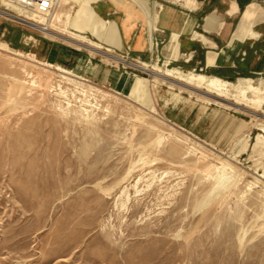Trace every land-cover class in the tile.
I'll return each instance as SVG.
<instances>
[{
  "label": "rangeland",
  "instance_id": "rangeland-1",
  "mask_svg": "<svg viewBox=\"0 0 264 264\" xmlns=\"http://www.w3.org/2000/svg\"><path fill=\"white\" fill-rule=\"evenodd\" d=\"M248 7L243 23L257 38L264 4ZM77 10L59 3L53 33L89 40L65 24ZM34 33L88 55V46ZM108 56L119 61L90 60L129 74L126 94L54 70L91 72L85 56L46 64L0 38V264H264V76L250 79L256 93L227 81L221 100L153 75L201 72L153 65L128 48ZM139 62L149 68L131 66ZM140 90L147 97L137 101Z\"/></svg>",
  "mask_w": 264,
  "mask_h": 264
},
{
  "label": "crops",
  "instance_id": "crops-1",
  "mask_svg": "<svg viewBox=\"0 0 264 264\" xmlns=\"http://www.w3.org/2000/svg\"><path fill=\"white\" fill-rule=\"evenodd\" d=\"M69 2L78 7L71 16L73 28L87 30L89 40L99 47L87 48L88 55L76 57L72 49L7 20H0V38L46 64L68 67L85 56V67L93 70L83 77L103 80L123 94L128 91L129 74L95 63L90 60L92 53L108 56L128 48L132 58L230 82L264 76V22L253 27L257 38L252 33V38L244 33L236 38L239 30L249 33L243 23L245 8L264 0H194L193 4L187 0L150 4L145 0H63V4ZM210 18L213 21L206 26Z\"/></svg>",
  "mask_w": 264,
  "mask_h": 264
},
{
  "label": "bare ground",
  "instance_id": "bare-ground-1",
  "mask_svg": "<svg viewBox=\"0 0 264 264\" xmlns=\"http://www.w3.org/2000/svg\"><path fill=\"white\" fill-rule=\"evenodd\" d=\"M59 3H63V0H59ZM1 5L5 8L6 11L8 12H14L12 8H17V9H20L22 10L21 12L25 15H21L19 13H16L20 16H23V17H26L32 21H35V22H43L42 19L36 17L33 13L31 12H28L26 10H24L23 8L21 7H18V6H15V5H11L9 3H7L5 0H1ZM256 8H258L259 6L256 5L255 6ZM260 8V7H259ZM247 10H250V8L248 7ZM0 15L2 16H5V13L3 11H0ZM58 16L59 14H56L55 16V19L56 21L58 20ZM33 17V19H32ZM212 18L208 19L206 21V26L210 25L211 22H212ZM73 22V21H72ZM65 24L67 26H69L70 28H73V24H71V21H70V18L67 17V20L65 22ZM53 26V25H52ZM66 29V28H65ZM74 29V28H73ZM54 30V28H53ZM70 30V29H69ZM61 35H58L56 33H53L52 32H49V35L53 36V37H56V38H59L65 42H69V43H73L75 45H79V46H82V47H89L90 50L92 48H96L97 45H95L93 42H91V40H88L86 37H84V35H77V34H73V33H70L69 31V35L66 36L64 34L65 31L61 30L60 31ZM72 32V31H71ZM85 32V31H84ZM243 33L249 37H253V35L251 33H248L246 31H243ZM65 35V36H63ZM86 36V35H85ZM85 44H88L85 46ZM87 49V48H86ZM93 50V49H92ZM97 50V49H95ZM94 50V51H95ZM93 52V51H92ZM105 54V53H104ZM18 55V54H17ZM21 56V55H20ZM105 57V56H104ZM106 57H109L110 59L112 60H118L117 58L115 57H111V56H106ZM115 61V62H116ZM119 61V60H118ZM124 62V61H123ZM46 65V64H45ZM46 66H49L51 67V65H46ZM129 66V64H128ZM132 67L134 68H137V69H145V68H149V65H146V64H143L142 66L143 67H137V66H133L131 65ZM82 67L81 66H78L77 70H80ZM166 68V67H165ZM54 70L56 72H59L60 74H63V75H66L68 77H71V78H76V79H80L82 80V77L83 75H81L80 73H78L79 75L75 74L74 72H71V71H68L67 69H62L58 66H56L54 68ZM153 71V69H152ZM153 75H157L158 77H162V78H166V79H169V78H173L175 79L176 81L178 82H183V83H186L187 85L189 84H196L198 87H200L202 90H204L205 93L207 94H212L214 97L218 98V99H221V100H226L227 99V92H228V87L230 86L231 83L221 79V78H218V77H214V76H208V75H205V74H188V75H184L180 72H174L173 70H169V69H166L164 71V75H158L155 71H153ZM172 81V80H171ZM177 82V83H178ZM251 80L250 79H240L235 85H232L234 88L236 89H240L242 91L243 94H246L247 91L251 90L252 92H257L256 89H254L252 86H251ZM184 86V85H183ZM190 88V87H189ZM191 89V88H190ZM176 97V95H174ZM147 97V93L146 91L144 90H140L138 91V93L136 94L135 96V100L137 101H142V100H145ZM162 97V96H161ZM173 99V98H172ZM234 104L237 105H240L241 102L237 99H234L233 100ZM177 103V102H176ZM234 106V105H233ZM228 168V167H227ZM218 172L220 173V179H221V185L224 186L226 183H228V181L230 180L228 178V176H226L224 173H223V169H220L218 170ZM220 183V182H219ZM221 188V187H220Z\"/></svg>",
  "mask_w": 264,
  "mask_h": 264
},
{
  "label": "built area",
  "instance_id": "built-area-1",
  "mask_svg": "<svg viewBox=\"0 0 264 264\" xmlns=\"http://www.w3.org/2000/svg\"><path fill=\"white\" fill-rule=\"evenodd\" d=\"M11 5L23 8L24 10L33 13L43 22H35L23 16H17L12 12L3 10L7 20L20 24L34 32L46 34L52 32V23L59 7V0H5Z\"/></svg>",
  "mask_w": 264,
  "mask_h": 264
}]
</instances>
